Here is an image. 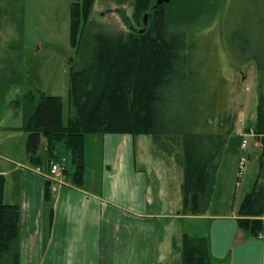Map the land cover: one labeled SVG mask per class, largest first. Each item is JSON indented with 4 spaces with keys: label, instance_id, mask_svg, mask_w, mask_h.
<instances>
[{
    "label": "trees",
    "instance_id": "obj_1",
    "mask_svg": "<svg viewBox=\"0 0 264 264\" xmlns=\"http://www.w3.org/2000/svg\"><path fill=\"white\" fill-rule=\"evenodd\" d=\"M93 1L72 0L71 36L75 48L87 41L85 28ZM153 2L134 0L136 12L156 13L148 30L128 36H94L88 61L71 70V112L67 124L61 98L32 92L24 97L21 130L27 134L28 162L35 168L43 166L39 153L44 139L48 166L51 165L57 160L56 150L62 143L71 155L73 184L80 187L84 182L87 135L150 136L166 153L179 151L177 164L184 171L181 215H204L210 207L221 158L235 123L229 115L217 114L216 109L210 116L198 117L202 96L208 94L206 89L196 87L193 79V53L198 49V40L188 26L180 31L169 30L167 12L163 6L151 8ZM230 6L231 0L227 8ZM227 8L222 25L227 51L231 57L235 50L246 58L245 65L256 66L257 116L248 132L252 131L264 146V22L256 23L250 37L244 31L248 22L233 24L227 17ZM236 58L231 60L235 62ZM192 100L196 103L193 109L189 104ZM200 123L204 131H198ZM261 164L264 169V162ZM64 174L69 172L66 170ZM262 180L260 171L239 209L238 226L247 238H258L264 231ZM5 185L6 179L0 174V264H21V208L5 204ZM45 199L52 201L49 181L45 184ZM210 261L207 238L184 234L182 264H211Z\"/></svg>",
    "mask_w": 264,
    "mask_h": 264
},
{
    "label": "rangeland",
    "instance_id": "obj_2",
    "mask_svg": "<svg viewBox=\"0 0 264 264\" xmlns=\"http://www.w3.org/2000/svg\"><path fill=\"white\" fill-rule=\"evenodd\" d=\"M158 1L165 0H154L151 8L163 6L167 12L169 30L180 31L188 26L187 29L194 32L198 40V49L193 53V79L196 87L206 89L208 93L202 96L196 112L198 117L210 116L212 110L216 109L217 114L223 112L232 117L235 123L217 173L218 194L212 196L206 212L209 216L231 219L238 215L245 197L251 193L261 167L263 177V166L259 167L264 162L263 144L257 140L260 147L256 148L255 139L248 132L257 116L258 76L255 63L245 65L246 58H241L233 50L231 57H237L234 62L227 51L222 25L229 0H168L167 3L156 6ZM71 3L72 0H0V171L7 174L5 204H11V183L14 184V180L20 175H11V169L18 165L33 167L27 160L23 141L27 134L21 130L24 124V97L32 92L37 96L45 94L61 98L64 123L67 124L71 112V70L81 68L88 61L93 51L94 36L138 34L148 30L156 17V13L136 12L134 0H94L86 22L87 41L82 47L75 48L72 46L71 36ZM256 12L259 15L257 18L253 14ZM262 12L264 0H231L227 17L233 24L248 22L244 31L251 37L256 23L264 22ZM194 102L192 100L189 103L192 109L196 104ZM197 129L204 131L201 123ZM143 138L146 144L142 158L154 163L169 160L167 171L177 167L172 192L175 196L179 193L182 201L184 171L177 164L179 151L175 149L170 154L166 153L154 138ZM244 140L248 142V146L246 153L241 152L240 156L246 158L247 162L242 167L240 177L239 168L236 176L235 171L238 151ZM45 145L46 141L43 139L41 168L46 172L50 165L48 166ZM56 151L57 154L65 155L67 163L64 166L72 174L70 153L60 145ZM248 155L252 156L251 161L248 160ZM53 163L60 161L55 160ZM182 227L179 224L175 228L176 235L180 234ZM193 230L195 232L200 228L193 225ZM170 264H182V257L172 258Z\"/></svg>",
    "mask_w": 264,
    "mask_h": 264
},
{
    "label": "crops",
    "instance_id": "obj_3",
    "mask_svg": "<svg viewBox=\"0 0 264 264\" xmlns=\"http://www.w3.org/2000/svg\"><path fill=\"white\" fill-rule=\"evenodd\" d=\"M145 142L130 134L87 135L83 185L75 186L72 174L51 181V202L45 199L48 170L11 169L20 174L11 183V205L21 208V264H170L182 257L184 234L207 238L211 264H264V239L247 238L239 215H181V198L172 192L177 167L167 171L169 160L142 158ZM56 159L67 163L57 151ZM179 224L183 231L176 235ZM193 225L200 230L193 232Z\"/></svg>",
    "mask_w": 264,
    "mask_h": 264
},
{
    "label": "built area",
    "instance_id": "obj_4",
    "mask_svg": "<svg viewBox=\"0 0 264 264\" xmlns=\"http://www.w3.org/2000/svg\"><path fill=\"white\" fill-rule=\"evenodd\" d=\"M253 138H256L254 134H252ZM248 146V142L246 140L243 141L242 144V151L243 153H246V149ZM256 147H259V144L256 142L255 143ZM247 159L246 158H241L240 160V166L239 169L241 171V176H242V167L244 168L246 165ZM63 175H64V167L61 163H54L51 165L50 170H49V174H48V179L50 181H56L61 183L63 181ZM260 239H264V231L259 235Z\"/></svg>",
    "mask_w": 264,
    "mask_h": 264
},
{
    "label": "water",
    "instance_id": "obj_5",
    "mask_svg": "<svg viewBox=\"0 0 264 264\" xmlns=\"http://www.w3.org/2000/svg\"><path fill=\"white\" fill-rule=\"evenodd\" d=\"M167 1H168V0H165V1H158V3H157V5H156V6H160V5H161V4H163L164 2H166V3H167ZM155 8H157V7H155ZM146 20H147V19H146ZM146 20H145V21H146Z\"/></svg>",
    "mask_w": 264,
    "mask_h": 264
}]
</instances>
